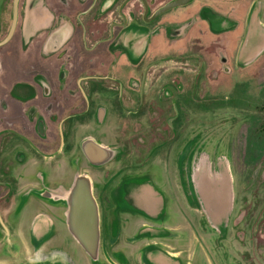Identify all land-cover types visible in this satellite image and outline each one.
Segmentation results:
<instances>
[{
  "label": "flooded vegetation",
  "instance_id": "af4514ba",
  "mask_svg": "<svg viewBox=\"0 0 264 264\" xmlns=\"http://www.w3.org/2000/svg\"><path fill=\"white\" fill-rule=\"evenodd\" d=\"M172 1H17L14 33L0 46V264L54 253L77 264L79 251L95 264L69 231L67 207L34 192L69 189L82 172L99 207L97 264H150L146 251L163 250L153 245L168 239L176 189L185 204L196 203L195 220L209 224L203 202L211 210L218 190L190 186V141L203 130L192 135L193 125L218 123V47L231 42L218 37V0L159 13ZM15 10L16 0H0V43ZM106 149L125 161L127 152H148L144 162L152 152L181 153L176 167L122 178L127 164L114 175L105 170L119 154L100 165L85 154ZM148 182L161 200L153 218L132 201Z\"/></svg>",
  "mask_w": 264,
  "mask_h": 264
},
{
  "label": "rangeland",
  "instance_id": "374dc122",
  "mask_svg": "<svg viewBox=\"0 0 264 264\" xmlns=\"http://www.w3.org/2000/svg\"><path fill=\"white\" fill-rule=\"evenodd\" d=\"M261 22L264 23V18ZM232 51L233 43L218 47V123L208 119L206 124L193 125L195 132L192 135L197 136L200 127L203 130L198 141H190L197 146L191 152L194 172L195 162L206 158L213 170L210 176L217 178L219 159L227 160L232 208L226 227L218 229L210 221L209 210L203 202L210 225L203 219L199 224L195 218L201 215L192 208L196 203L192 200L189 201L191 206L185 204L186 194L176 189L174 197L177 200L167 216L170 219V229L165 234L168 239L165 245L154 244L153 247L176 256L182 264H264V50L252 65L238 66L231 71L224 55L226 52L232 54ZM180 146L178 149H182V144ZM134 148L135 144H132L131 149ZM179 153L152 152L153 162L147 163L144 161L148 152H127L126 161L125 153H118L105 170L114 175L127 164L128 170L121 176L129 178L147 169L153 171L160 164L173 168ZM216 165L218 171L214 170ZM157 172L159 180L160 171ZM118 177L114 176V180L118 181ZM171 183L177 185V178L171 179ZM189 183L191 187H197L193 176ZM232 189H235V202ZM189 193L187 197L192 198ZM75 255L77 264H90L82 252ZM32 259L36 260L34 255Z\"/></svg>",
  "mask_w": 264,
  "mask_h": 264
},
{
  "label": "water",
  "instance_id": "95a60500",
  "mask_svg": "<svg viewBox=\"0 0 264 264\" xmlns=\"http://www.w3.org/2000/svg\"><path fill=\"white\" fill-rule=\"evenodd\" d=\"M17 1L18 0H16L14 24L9 35L0 43V46L4 45L14 33L18 14ZM190 1L191 0H174L160 9L159 13L184 5ZM260 10L261 4L257 2L250 12L247 35L242 45L243 59L248 54L249 50L254 57L264 49V25H262L260 21ZM105 151L106 152L90 151L85 152V154L92 163L100 165L109 162L119 153L114 152L112 149H106ZM218 164V177L213 178L210 176V173L213 172L211 164L208 163L206 158L202 160L199 159V163L196 161L193 181L196 185L200 182L203 187H213L218 190V201L212 205V209L207 211V214L216 228L223 229L227 225L232 208L231 176L227 160L219 159ZM34 192L42 198H46L52 202L62 203L67 207L66 219L70 233L82 246L86 254L90 256L92 261L97 264L99 262L101 238L100 214L94 196L91 176L86 172L77 173L69 189H44ZM41 257L39 256L30 264H74L64 254L60 253L49 254L45 258ZM147 259L150 264H179V260L176 256L160 249H156L155 253L150 255Z\"/></svg>",
  "mask_w": 264,
  "mask_h": 264
},
{
  "label": "crops",
  "instance_id": "0c3cea01",
  "mask_svg": "<svg viewBox=\"0 0 264 264\" xmlns=\"http://www.w3.org/2000/svg\"><path fill=\"white\" fill-rule=\"evenodd\" d=\"M257 2L261 4V21L264 18L263 0H218V37L222 42L223 40L224 42H228L232 39V54L224 52V60L227 63V60L230 59L233 62V68L242 65H245V67L252 65L259 59V57L262 55V51L264 50L263 49L254 57L252 52L249 50L244 59L242 58V45L247 35L249 15ZM261 24L264 25V23L262 22ZM134 189L133 193H135L136 191V194L132 195V201L134 202V204L140 210H142V212L148 218H153L155 215H157L161 209V200L154 184L152 182H148L142 187H137ZM154 253L155 250L146 251V257L149 258V256ZM179 264L182 263L179 261Z\"/></svg>",
  "mask_w": 264,
  "mask_h": 264
},
{
  "label": "bare ground",
  "instance_id": "6f19581e",
  "mask_svg": "<svg viewBox=\"0 0 264 264\" xmlns=\"http://www.w3.org/2000/svg\"><path fill=\"white\" fill-rule=\"evenodd\" d=\"M197 187H198V189L201 190V188H203V185H202L200 182H198V183H197ZM221 197H222V195H221Z\"/></svg>",
  "mask_w": 264,
  "mask_h": 264
}]
</instances>
